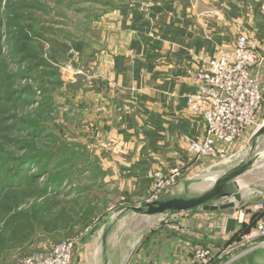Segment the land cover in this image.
Instances as JSON below:
<instances>
[{"label":"rangeland","instance_id":"1","mask_svg":"<svg viewBox=\"0 0 264 264\" xmlns=\"http://www.w3.org/2000/svg\"><path fill=\"white\" fill-rule=\"evenodd\" d=\"M156 3L190 6L218 21L227 12L233 39L253 30L254 15L264 6V0H0V264H17L72 238L79 239L75 264H100L116 244L131 252L147 232L187 217L143 215L129 206L199 195L244 159H257L243 178L264 201V138H256L248 158L235 152L193 171L179 169L175 183L160 192L154 174L149 192L141 195L106 182L113 173L101 167L113 142L100 139L91 125L83 128L80 102L93 100L94 59L109 35L120 34V10ZM237 14L250 19L233 35L230 16ZM263 113L264 100L260 120ZM189 212L205 213L202 207ZM259 242H245L232 253ZM257 257L264 264V252Z\"/></svg>","mask_w":264,"mask_h":264},{"label":"crops","instance_id":"2","mask_svg":"<svg viewBox=\"0 0 264 264\" xmlns=\"http://www.w3.org/2000/svg\"><path fill=\"white\" fill-rule=\"evenodd\" d=\"M260 8L254 15L253 30L244 29L250 19L244 14L230 16L235 23L230 30L234 35L242 25L241 34L264 54V6ZM138 9L137 16L134 7L117 14L120 34L109 35L108 45L94 59L97 71L93 77V100L80 102L83 128L91 125L100 139L113 142L111 157L101 167L102 171L113 173L106 182L133 195L149 192L156 171H193L217 160L196 159L181 143L184 135L200 139L206 131L203 119L189 109L187 96L195 90V82L187 69L202 67L211 58L231 52L236 41L228 30L227 12L218 21L213 14H198L190 6L178 4L156 3ZM252 72L259 76L264 94V62ZM254 135L242 137L232 147L230 157L236 152L248 158L256 143ZM262 138L264 134L257 143ZM248 171L238 178L242 201L236 207L204 210L203 214L180 212L187 217L183 223L165 224L147 232L131 252L116 244L100 264H200L195 252L201 246L224 251L232 258L251 251L233 254L240 241L230 243L241 234V241L245 242V237L264 220L263 215L246 231L253 214L262 211L258 203L263 199L254 197L249 190V183L243 178ZM93 264L98 263L94 260Z\"/></svg>","mask_w":264,"mask_h":264},{"label":"built area","instance_id":"3","mask_svg":"<svg viewBox=\"0 0 264 264\" xmlns=\"http://www.w3.org/2000/svg\"><path fill=\"white\" fill-rule=\"evenodd\" d=\"M263 62L264 54L248 36L241 34L231 52L211 58L202 67L187 69L188 76L195 82V90L187 96L189 109L194 116L201 117L206 126L205 135L200 139L182 137L183 146L196 158H223L242 137L249 133L254 135L264 126V120L259 118L264 100L261 80L252 72ZM179 173L178 168L168 174L156 171L155 187L159 192L165 190L175 183ZM258 207L264 209V201L259 202ZM177 213L180 212L173 214ZM255 238H260V242L249 250L264 246V220L244 241ZM78 243V238L64 240L51 251L29 255L17 264H74ZM216 253L212 247L201 246L195 256L200 264H213Z\"/></svg>","mask_w":264,"mask_h":264},{"label":"water","instance_id":"4","mask_svg":"<svg viewBox=\"0 0 264 264\" xmlns=\"http://www.w3.org/2000/svg\"><path fill=\"white\" fill-rule=\"evenodd\" d=\"M264 134V126H262L254 135L258 138ZM257 159L245 161L236 167L231 168L224 173L214 185L205 192L188 196L185 194L163 197L147 201L141 206H129L127 210L143 215H159L176 212H185L197 208H203L206 211L227 210L236 207L238 202L242 201L241 185L238 178L244 174ZM223 201L220 205L215 202ZM243 255V254H242ZM239 255V256H242ZM238 256V257H239ZM235 260L232 258L230 262ZM230 262H226L228 264Z\"/></svg>","mask_w":264,"mask_h":264},{"label":"trees","instance_id":"5","mask_svg":"<svg viewBox=\"0 0 264 264\" xmlns=\"http://www.w3.org/2000/svg\"><path fill=\"white\" fill-rule=\"evenodd\" d=\"M139 13H140V10L137 8V11H136L135 15L137 16ZM51 184H53V186H57L56 183H53L52 182ZM57 184L60 187L61 182H59ZM58 186H57V188H59ZM46 189L48 190L47 187H46ZM46 189H43V191L44 192L47 191ZM263 215H264V212L263 211H259L257 213H254L253 214V220H252L250 226L248 228H246V231L247 232L250 231V229L256 223V220H258L259 218H261ZM241 235L240 236L239 235L234 236L232 238V240L230 241V243L231 242H235L236 240H238V241H240L239 242V244H240L239 245V248H241L242 246H245V242L241 241V239L243 237ZM259 240H260V238H259ZM245 250H247V249H245ZM263 251H264V249L262 247L256 248L254 250H251V251L247 252L246 254H243L242 256H240L237 259L233 260L229 264H261V263H259V260H255V259L258 258L257 255L262 254ZM217 253H219V254H216L215 255L214 260H213V264H222V263L227 262L228 260H230L232 258V257H230V254H227V253L225 254L224 251H219ZM254 257H256V258H254Z\"/></svg>","mask_w":264,"mask_h":264},{"label":"bare ground","instance_id":"6","mask_svg":"<svg viewBox=\"0 0 264 264\" xmlns=\"http://www.w3.org/2000/svg\"><path fill=\"white\" fill-rule=\"evenodd\" d=\"M252 242V241H251ZM264 248V246H262Z\"/></svg>","mask_w":264,"mask_h":264}]
</instances>
